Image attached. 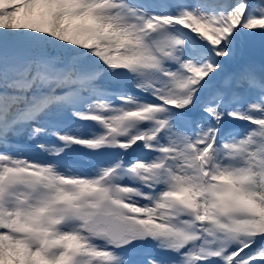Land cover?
Instances as JSON below:
<instances>
[{
  "label": "snow or ice",
  "instance_id": "obj_1",
  "mask_svg": "<svg viewBox=\"0 0 264 264\" xmlns=\"http://www.w3.org/2000/svg\"><path fill=\"white\" fill-rule=\"evenodd\" d=\"M0 264H264V0H0Z\"/></svg>",
  "mask_w": 264,
  "mask_h": 264
},
{
  "label": "bare ground",
  "instance_id": "obj_2",
  "mask_svg": "<svg viewBox=\"0 0 264 264\" xmlns=\"http://www.w3.org/2000/svg\"><path fill=\"white\" fill-rule=\"evenodd\" d=\"M25 154L27 155V153H25ZM32 155H33L34 158H36V159H44L42 153L36 152V153H33Z\"/></svg>",
  "mask_w": 264,
  "mask_h": 264
},
{
  "label": "rangeland",
  "instance_id": "obj_3",
  "mask_svg": "<svg viewBox=\"0 0 264 264\" xmlns=\"http://www.w3.org/2000/svg\"><path fill=\"white\" fill-rule=\"evenodd\" d=\"M43 157L44 159H48L47 155L46 154H43Z\"/></svg>",
  "mask_w": 264,
  "mask_h": 264
}]
</instances>
